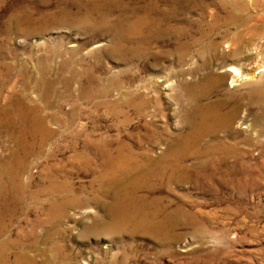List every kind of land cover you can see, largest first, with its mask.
<instances>
[{
  "label": "rangeland",
  "instance_id": "obj_1",
  "mask_svg": "<svg viewBox=\"0 0 264 264\" xmlns=\"http://www.w3.org/2000/svg\"><path fill=\"white\" fill-rule=\"evenodd\" d=\"M224 1L199 0L197 6L192 0L195 7L186 13L225 15L232 6ZM255 1L258 7L247 0L244 8L234 6L237 16H264L263 0ZM93 2L0 0V248L6 246L8 254L0 264H19L14 258L22 251L38 264H264V29L255 35L256 79L230 86L229 78L209 96L229 95L224 108L236 107L238 114L229 130L221 128L208 139H225L239 151L224 153L208 173L199 171L200 161L190 155L181 161L183 174L158 173L146 164L140 186L130 190L137 205L160 210L157 221L173 216L155 229L122 220L135 211L116 205L115 189L107 186L108 149L99 144L96 150L95 140L102 137L112 148L118 135L127 139V131L139 130L144 135L151 125L155 134L141 148L160 156L172 135L188 129L180 116L188 105L180 82H198L206 57L178 61L171 22L164 23L165 36L145 44L126 33L125 50L116 49L119 35L112 26L119 18L123 23L151 18L144 33L155 27L152 15L172 18V0H108L105 24L101 12L90 15ZM27 12L29 24L8 22L11 14ZM143 45L147 52L136 55ZM164 76L170 86L157 81ZM152 80L157 85L146 86ZM102 85L108 91L95 96ZM142 85L149 102L139 115L133 105L124 107L127 121L121 124L108 106ZM98 100L107 104L96 106ZM35 115L51 132L26 153L24 146L36 135L23 128L31 127ZM249 122L257 130L253 134L245 127ZM16 165L21 185L12 177ZM50 175L66 185L57 195L65 207L59 217L47 205L54 196L46 187Z\"/></svg>",
  "mask_w": 264,
  "mask_h": 264
},
{
  "label": "bare ground",
  "instance_id": "obj_2",
  "mask_svg": "<svg viewBox=\"0 0 264 264\" xmlns=\"http://www.w3.org/2000/svg\"><path fill=\"white\" fill-rule=\"evenodd\" d=\"M93 1L94 2L90 6V15L95 11L101 12V14L104 15L102 19L104 24L105 22L108 23L110 18V10L105 6L107 5L108 0ZM247 1L252 6L258 7L256 6L258 3L256 4L255 0ZM224 3L225 6L226 4L232 6V9H230L231 11L228 10V14L225 15H221V12L219 13L213 10L199 12L197 15H187V10H189L191 7H195L192 5V0H180V2L177 0H172L170 3L172 10L168 11L172 14V18L167 21L164 15H152V17H154L152 18V21L153 24H155V27L146 30L144 33L143 29L149 24L148 22L151 18H140L136 22L128 23H123L122 19L119 18V22L112 26V29L115 30V32H117L119 35V39L115 40L116 49H121L124 51V45L122 44V40H125L123 37L124 34L127 33L128 37L130 35L136 39L140 38L145 44L153 40L154 37L160 38L165 36V33H167V28L164 23L171 22V32L177 36V46L174 50V53H176L178 61L184 62L187 61V59H193L196 56L199 58L203 56L206 57H204V62H201L202 75L198 82H180L181 86L184 85L186 88L185 90L188 100V105L180 116L181 121L188 125V129L172 135V138H169L170 140L167 139L169 143L167 145L168 147H166V150L160 156L154 158L150 152V149L148 150L141 148L142 142L147 137L148 139H151V136L155 134V131L153 130L155 127L153 128L151 125L148 127L146 126L147 132L144 135L143 133H140V130L127 131V136L129 137H127V139L118 135L113 140H111L112 142H116L115 146L112 148L109 147L108 141L103 140L104 138L102 137H99L97 140H95V145L97 144L96 150H100L99 144H103V146L108 149L105 153V156L109 159L108 166L109 170L111 171V175H108L109 180L107 186L113 187V189H115L116 205L120 207L124 206L126 208H130L132 211H135L132 213L123 214L124 216L122 220H136L137 224H145L149 227H154L155 229H161L165 223V220L172 221L173 216L169 218H161L157 221L156 218L159 215L160 210L158 211L157 208L150 209V206L148 207L149 209H146L144 204L137 205L135 197H131L130 195V190L132 188H138L140 186L144 175V166H146V164L151 167L155 165L158 168V173L165 174L168 169H170L174 173H178L180 171L183 174L185 171H183L184 169L181 167V161L183 158H186L190 155L196 156L200 161V165L197 169H200L199 171L208 173L210 172V168L215 166L214 162L224 153H233L239 151L235 143L227 144L225 139L224 141L218 138H215V140L211 141L208 139L210 138V135L212 136V134L214 135V133H216L215 131H218L221 128L228 129L230 126H232L238 114V108L236 107H232L230 109L227 107L226 109L224 108L228 103L229 95L218 100H210L209 96L211 91L221 87L229 78H231L230 86H235L241 81H248L251 83L256 79L257 73L255 72V62L256 57L260 54V52L257 49L255 43V35L260 32V29H264V16L254 14H251L246 18H240L237 16V12L235 10L236 7L234 6L241 5L244 8L246 5L245 0H225ZM259 3L260 7L264 8V0L259 1ZM27 4L29 5V2ZM102 5L105 10H100L102 9L100 8ZM196 5L198 6L202 4L198 0ZM222 5L221 8L224 7ZM181 8H183V13ZM22 20L29 24L31 21L29 18V12L23 14L22 16H20L18 13H13L9 17L8 22L10 24L13 22L14 25L16 24L15 22L22 24ZM259 21L263 22L260 23ZM137 48L136 55L142 56L145 49L148 47L138 46ZM261 70L262 69L259 71ZM157 81H162V86L165 87L170 86L172 83L170 82L169 78H166L165 76ZM157 81L152 80L146 86L155 87L157 85ZM146 86H138L137 90L131 93L123 92L126 98L115 100L114 102L112 101V105L108 106V112L110 110L113 115L117 114V117L120 116L121 124H124L127 121V114L124 112V107L133 105L137 115H139L144 105L149 102L148 98H146L141 92V90ZM107 91V88L102 85L100 88L96 89L94 94L95 96H99L106 93ZM261 96L263 97L264 94H261ZM261 101L263 100L261 99ZM101 104L106 105L107 103L103 100H98L95 103L96 106H100ZM8 119L9 118H6L4 121H8ZM32 120L33 123L30 124L31 127L23 128L24 131L30 130L29 133L33 132L36 135L32 137L27 146H24V151L26 153L31 151V149H33L36 144H42L44 141L43 139H45L46 136L51 132L46 128L43 119L40 117L35 115L34 119ZM245 127L251 134L257 131H254L255 125L253 123H246ZM130 139L133 140V143L129 141ZM101 153L104 154L103 151ZM168 160H170L168 163L163 165L159 164L162 161ZM191 168L198 172L193 166ZM18 170L19 168L16 165L14 172L12 173V177L15 179L16 185L20 184L16 180V173ZM103 178H101V181L104 182L105 179L103 180ZM48 182L49 183L46 186L47 191L51 190L54 196L48 199L47 205L49 206L53 217H59L63 215V212H65V207L62 200H59L57 195L63 193L62 191L61 193L58 191L63 187H66V185H63V182H61V180H59V178H57L55 175H50ZM149 203L146 202V204ZM11 208L14 209V206L9 207V211H13ZM134 213L135 215H133ZM27 253L24 251L16 253L14 258L16 263L38 264L37 261L29 257V254ZM5 254L8 255L6 253V246L2 245L0 248L1 262L5 260Z\"/></svg>",
  "mask_w": 264,
  "mask_h": 264
}]
</instances>
